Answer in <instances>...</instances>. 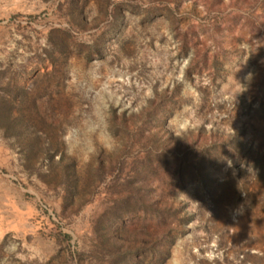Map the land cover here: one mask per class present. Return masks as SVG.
I'll use <instances>...</instances> for the list:
<instances>
[{
	"label": "rangeland",
	"instance_id": "374dc122",
	"mask_svg": "<svg viewBox=\"0 0 264 264\" xmlns=\"http://www.w3.org/2000/svg\"><path fill=\"white\" fill-rule=\"evenodd\" d=\"M0 71V264H264V0H0Z\"/></svg>",
	"mask_w": 264,
	"mask_h": 264
},
{
	"label": "trees",
	"instance_id": "16d2710c",
	"mask_svg": "<svg viewBox=\"0 0 264 264\" xmlns=\"http://www.w3.org/2000/svg\"><path fill=\"white\" fill-rule=\"evenodd\" d=\"M1 72V71H0ZM19 93H23L24 88L23 86H19L17 87ZM12 100V99H11ZM25 113L23 111L20 110H16L13 108L10 99L7 95V93L5 92L4 88L1 87L0 88V132L3 135H10V136H14L17 134V132H19L20 127L19 124L22 121V118L25 117ZM32 117V114H31ZM40 121H42V119H39ZM23 128L28 131L29 130V124H24ZM35 131V129H34ZM36 133V131H35ZM37 137H40L38 134H36ZM41 149L42 151L45 152V155L47 156V158H51L53 156V152L52 151H48L49 150V145L47 142H43V140L40 142ZM24 149V148H22ZM25 150V149H24Z\"/></svg>",
	"mask_w": 264,
	"mask_h": 264
}]
</instances>
